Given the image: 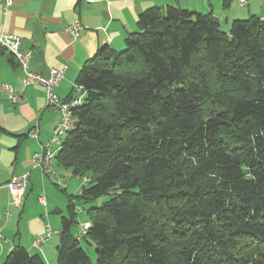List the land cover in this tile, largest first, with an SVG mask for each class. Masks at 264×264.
<instances>
[{"label": "trees", "instance_id": "trees-1", "mask_svg": "<svg viewBox=\"0 0 264 264\" xmlns=\"http://www.w3.org/2000/svg\"><path fill=\"white\" fill-rule=\"evenodd\" d=\"M137 25L76 76L55 162L90 181L68 197L56 264H91L81 240L96 264H264V19L225 32L166 6ZM100 198L76 239V201ZM0 264L46 262L16 247Z\"/></svg>", "mask_w": 264, "mask_h": 264}, {"label": "crops", "instance_id": "crops-1", "mask_svg": "<svg viewBox=\"0 0 264 264\" xmlns=\"http://www.w3.org/2000/svg\"><path fill=\"white\" fill-rule=\"evenodd\" d=\"M166 6L211 14L225 32L234 20L250 16L264 19V0H245L244 5L240 0H228L227 5L224 0H13L5 12L0 2V37L18 36L21 49L31 54L29 70L44 79L52 71L65 68L54 92L60 99H68L88 59L101 48L122 49L127 35L138 31L137 19L142 12ZM74 22L82 27L76 39L67 31ZM21 76L12 56L0 50V82L23 97L21 103L11 104L0 90V126L6 131L0 134V263L16 247H22L30 254L41 255L46 264H55L61 221L58 223L54 216L64 215L44 196L48 191L46 179L39 170L32 169V155L51 139L59 113L46 109L43 86L23 88ZM33 132L36 138L30 137ZM58 169L54 163V175L49 178L56 186L64 181L58 174L67 175ZM23 175L28 176L24 198L18 206L13 205L5 185L12 177ZM67 186L63 185L62 192L69 197L72 195L67 194ZM75 190L79 193V185L72 187ZM40 196L45 198V205L38 202ZM46 225L53 232L51 238L35 246Z\"/></svg>", "mask_w": 264, "mask_h": 264}, {"label": "built area", "instance_id": "built-area-1", "mask_svg": "<svg viewBox=\"0 0 264 264\" xmlns=\"http://www.w3.org/2000/svg\"><path fill=\"white\" fill-rule=\"evenodd\" d=\"M0 2L4 12L8 10V8L13 4V0H0ZM240 4L244 5L245 0H240ZM81 29L82 27L79 22H74L73 24L68 26L67 31L73 38L76 39L78 38ZM0 49L7 51L18 65L22 74V87L26 88L32 85L43 86L46 96V109L50 111L54 110L59 113V119L56 121L55 126L52 130L51 139L41 146L40 152H35L32 155V169L40 170L43 174L52 176V166L55 163V157L60 150L62 140L67 132L73 128L72 110L81 104V88L75 86L73 90L74 94L72 97L68 99H60L55 94L54 89L62 80L65 68H63L62 70L52 71L51 75L47 79H44L40 75L30 71L29 63L31 54L21 49V39L16 35L0 37ZM0 90L3 91L7 100L11 104H18L23 101V97L20 94H17L14 88L9 85L0 82ZM30 137L36 138L37 133H31ZM27 179V175H23L20 177L14 176L5 185L10 194L11 204L18 206L21 200H23ZM89 181L90 180L86 177H82L80 181L79 193L81 192L82 186L87 185ZM38 202L42 205H45V198L43 196H40L38 198ZM75 212L77 214H80L82 213V210L81 208L75 206ZM6 214L8 215V213ZM88 228V223L81 224L76 235V239L79 240L81 236H84ZM52 234V230L49 228V226L46 225L44 234L38 237L34 245L40 246L42 244H45L51 238Z\"/></svg>", "mask_w": 264, "mask_h": 264}, {"label": "rangeland", "instance_id": "rangeland-1", "mask_svg": "<svg viewBox=\"0 0 264 264\" xmlns=\"http://www.w3.org/2000/svg\"><path fill=\"white\" fill-rule=\"evenodd\" d=\"M55 164H56V166H59V165H57L56 162H55ZM58 170H62L64 172L66 171L67 175L57 173L59 175V177L64 180L62 183L58 182L57 186H56V183L51 182L49 180V178L51 179V176H47V175L43 174L40 170H39V172H41V174L43 176H45L46 184L48 187V191L45 193L44 196L47 198V200L49 199L50 201L56 203L58 205V208L62 211V214L64 216H67L68 215V209H67L68 197L66 196L65 193L62 192L64 189L63 185H66V186L68 185L66 187V191H67L68 195L78 196V191L75 190V192H73L74 190L72 191V187H74L75 184H76V187L78 185L80 187V181L82 178L73 177L71 174V171L68 169H65L63 167L59 166ZM52 175H54L53 170H52ZM103 201H105V199H102V198L95 200L93 202H89V203H85L82 200L76 201V206L81 208L82 213L76 215V218H75L76 224L72 226L71 230L72 231L78 230L80 228V225L83 224L84 221L87 220L86 212L88 211V209H90L92 207L100 206ZM58 215H55L54 217L56 218L58 223H60L61 215H59V216ZM77 223H78V225H77ZM80 246L85 249V251H86V253H87V255L91 261V264H96V260H97L96 247L92 244L88 245L85 240H81ZM53 261H55V264H56V256H55V258H53ZM53 261L51 263H53Z\"/></svg>", "mask_w": 264, "mask_h": 264}]
</instances>
